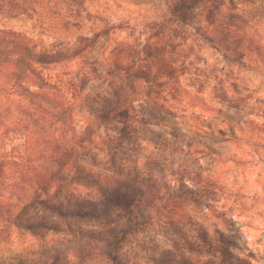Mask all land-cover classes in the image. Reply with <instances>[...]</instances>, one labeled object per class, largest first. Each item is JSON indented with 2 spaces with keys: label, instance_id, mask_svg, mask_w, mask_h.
<instances>
[{
  "label": "rangeland",
  "instance_id": "374dc122",
  "mask_svg": "<svg viewBox=\"0 0 264 264\" xmlns=\"http://www.w3.org/2000/svg\"><path fill=\"white\" fill-rule=\"evenodd\" d=\"M157 1L89 0V12L104 20L99 28H91L77 24L65 2L42 0L32 18L0 19V27L24 31L55 50L74 53L84 48L83 56L70 60L68 68L59 66L47 73L54 83H64L71 70L84 67L90 77L85 94L101 97L107 92L113 107L129 93V86L111 85L105 69L122 60L125 47L157 43L154 23L162 17ZM177 1L189 5L193 0ZM212 3L213 24L200 25L219 50L206 44L208 65L197 63V68L156 79V106L147 134L151 143L146 149L160 154L156 160L168 174L186 167L215 179L224 187L216 206L185 207L184 225L176 229L141 227L134 205L126 209L111 205L104 211L96 189L80 187L77 195L85 199L82 206L91 211L89 216L60 217L51 209L57 199L51 206L24 207L0 234V264H111L109 252L117 264H206L204 256L183 245L195 240L198 226L213 237L219 232L227 241L214 264H264V0ZM220 49L243 54L248 64L241 70L232 68L224 63ZM162 67L165 74L176 68L167 58ZM214 67L228 73L221 83L210 79L200 87L193 81L196 69L209 72ZM233 82L237 88L230 86ZM77 122L92 125L94 116L77 112ZM13 149L15 155L21 151ZM119 231L120 240H115Z\"/></svg>",
  "mask_w": 264,
  "mask_h": 264
},
{
  "label": "trees",
  "instance_id": "16d2710c",
  "mask_svg": "<svg viewBox=\"0 0 264 264\" xmlns=\"http://www.w3.org/2000/svg\"><path fill=\"white\" fill-rule=\"evenodd\" d=\"M59 1L71 8L80 26L99 28L104 21L89 12V0ZM41 3L0 0V19L32 18ZM156 5L162 12L161 20L154 23L157 43L131 44L121 50V61L105 69V80L111 85L129 86V93L113 107L107 92L101 97L85 94L90 77L84 67L71 70L64 83H54L47 73L59 66L68 68L70 60L83 56L84 48L74 53L55 50L24 31L0 27V234L15 223L24 207L51 206L54 199L58 201L51 209L64 219L89 216L91 211L82 206L85 199L77 195L80 187L95 188L104 211L111 205L122 209L134 205L141 227H183L185 207L212 208L219 202L224 187L215 179L186 167L168 174L156 160L160 154L146 149L151 143L147 134L156 106V79L197 68V63L208 65L206 44L219 50L200 25L203 21L213 24L209 17L214 5L212 0H193L189 5L158 0ZM220 52L232 68L241 70L248 64L243 54ZM165 58L176 66L168 74L162 67ZM209 69L193 72V81L200 87L210 79L220 81L228 76L225 69ZM230 86L237 88V82ZM81 111L94 116L92 125L78 126L76 116ZM13 148L21 151L15 155ZM198 227L191 230L195 240H185L183 245L204 256L206 264H214L227 241L219 232L213 237L204 226ZM121 233L115 240H120ZM179 233L187 236L184 231ZM109 253L111 264H117Z\"/></svg>",
  "mask_w": 264,
  "mask_h": 264
}]
</instances>
